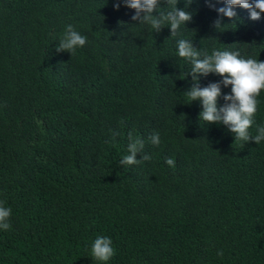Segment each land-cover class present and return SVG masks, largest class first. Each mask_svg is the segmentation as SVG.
Segmentation results:
<instances>
[{
    "label": "trees",
    "instance_id": "16d2710c",
    "mask_svg": "<svg viewBox=\"0 0 264 264\" xmlns=\"http://www.w3.org/2000/svg\"><path fill=\"white\" fill-rule=\"evenodd\" d=\"M115 2L0 0V201L12 209L0 264H99L97 236L112 240L107 264H264V141L242 147L226 125L200 121L201 102L183 95L191 64L177 54L186 39L264 62V14L237 6L230 20L206 0H178L192 19L171 36ZM69 24L87 37L72 55L56 51ZM230 91L221 86L218 108ZM258 100L252 135L264 91ZM129 133L151 160L119 164Z\"/></svg>",
    "mask_w": 264,
    "mask_h": 264
},
{
    "label": "clouds",
    "instance_id": "9594fccd",
    "mask_svg": "<svg viewBox=\"0 0 264 264\" xmlns=\"http://www.w3.org/2000/svg\"><path fill=\"white\" fill-rule=\"evenodd\" d=\"M123 5L135 11L131 17L132 21H138L139 25L147 24L152 31L159 32L163 27L170 29L171 36L177 35L181 25L191 21L192 14L176 7L178 0H122ZM167 4V8H161V4ZM191 3V0H187ZM209 8L217 11L218 16L227 17L232 20L236 17L235 7L246 9L249 18L253 21L259 20L264 14V0H224L225 7L215 8L211 0H206ZM121 6L120 0L113 4L114 10ZM156 12V15H153ZM143 14V15H142ZM213 26L218 30L221 28V20L214 21ZM151 31V32H152ZM87 43V37L75 30L73 25L65 27L61 34L57 52H68L75 54L78 48ZM177 54L180 58L188 60L191 64L192 86L184 92L187 104L192 101H200L202 111L199 113V120L206 124L222 123L227 126L228 131L233 134L234 141L242 142V147L250 140L255 144L264 141V125L256 128V134L252 135L249 129L254 124V117L258 110V97L264 91V62L257 58H243L239 51L216 50L211 54L201 53L193 47L190 40L179 39L177 41ZM213 73L222 79L217 83H209L205 87L199 85L198 76H207ZM221 86H231L229 94L223 95L224 105L217 107V101L221 97ZM119 133H112V140ZM127 155L119 160L120 165H138L151 160L149 154H143L145 142L140 137H134L131 133L128 136ZM153 145H159V133H153L150 137ZM137 154H140L138 160ZM168 166L174 167L175 160L171 157L165 160ZM12 209L6 207L0 201V230L10 231L12 225L10 217ZM91 258L99 264H107L115 255L112 240L107 236H97L90 245ZM217 256H223V251H218Z\"/></svg>",
    "mask_w": 264,
    "mask_h": 264
}]
</instances>
